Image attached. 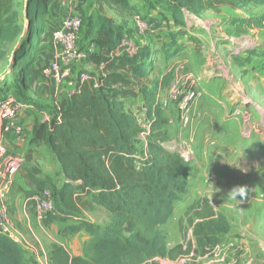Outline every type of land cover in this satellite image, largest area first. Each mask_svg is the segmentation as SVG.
<instances>
[{
	"label": "rangeland",
	"instance_id": "1",
	"mask_svg": "<svg viewBox=\"0 0 264 264\" xmlns=\"http://www.w3.org/2000/svg\"><path fill=\"white\" fill-rule=\"evenodd\" d=\"M16 1L22 33L13 43L4 46L6 57L0 62V97L22 96L28 99L29 110H19L18 121L24 130L18 138L6 137L8 148L25 160L29 158L32 166L52 179L54 189H60L63 178L47 149L43 145L29 146L34 122L49 120L48 109H56L71 93L81 74L100 76L104 71L100 66L105 65L103 60L133 56L139 46L150 47L153 55L147 81L161 82L166 75L171 77L169 85L158 94L167 121L168 146L190 159L188 190L175 204L172 218L159 229L168 247L178 244L190 247L191 255L178 259L177 264H248L241 244L230 246L229 243L239 240L241 235L264 239V224H261L264 221V28L243 32L234 21L258 18L264 13V7L249 5L238 10L221 7L196 16L186 13L182 34L176 36L178 28L163 10L164 0H130L132 10L128 11L100 6L95 0H75L71 9L82 18L77 41L81 51L92 43L89 26L94 24L97 14L113 21L130 37L123 40L125 46L116 55L99 50L83 62L73 61L70 78L59 88L46 78L44 70L59 50L53 42V33L63 19L64 7L58 0L54 17L43 24L40 46L23 76L15 66L13 55L27 31L26 0ZM136 16L146 20H142L146 27H139ZM168 45H177L182 50L170 59L166 54ZM248 51L259 56L244 66L238 65L234 58L244 59ZM124 104L126 111L147 129L141 98L135 94L124 99ZM144 143L145 138L141 136L137 151L145 149ZM19 174L16 187L9 194L12 219L13 208L21 207V212L23 207V199L19 197L23 195L24 184ZM236 186L250 189L243 202L239 197L232 199L229 194ZM48 190L53 192L52 187ZM203 199L227 218L229 225L232 224L228 235L235 237L224 236L220 249L199 257L195 256L196 245L187 213L194 203ZM78 206L73 214L65 212L69 217L65 223L51 217L39 224L31 209L25 211L28 223L22 229L19 228L21 219L19 225L13 222L17 235L30 244L25 251L37 264H49L48 253L53 245L64 246L70 255L78 249L84 231L74 237L64 232L65 227L77 220L100 226L108 224L109 216L102 209L84 204V200ZM253 257L257 264H264L263 254Z\"/></svg>",
	"mask_w": 264,
	"mask_h": 264
},
{
	"label": "trees",
	"instance_id": "2",
	"mask_svg": "<svg viewBox=\"0 0 264 264\" xmlns=\"http://www.w3.org/2000/svg\"><path fill=\"white\" fill-rule=\"evenodd\" d=\"M49 1H25L27 31L13 55L23 76L40 46ZM95 1L100 6L132 10L130 0ZM164 4L163 10L177 26L174 35L178 36L182 34L186 13L196 16L221 7H264V0H164ZM17 6L16 0H0V62L6 57L4 46L22 33ZM234 24L243 32L263 29L264 13L258 18L235 20ZM89 27L96 52L113 51L130 37L100 14ZM166 50L167 57L172 59L182 47L168 45ZM152 55L150 47L139 46L133 56L103 60L102 75L89 74L83 82L78 78L73 91L56 109H48L49 120L34 122L29 146L43 145L47 149L63 185L54 189L52 179L32 166L28 158L19 174L24 184L23 196L52 187L56 214L49 218L60 223H65L67 215L75 213L83 200L109 216L105 226L77 220L65 227L64 232L72 237L81 231L86 233L81 255L70 256L63 246L53 245L48 253L49 264H158L155 258L177 261L192 253L190 247L182 244L168 247L159 229L172 218L175 204L188 190L190 161L168 146L167 121L158 94L169 85L171 77L166 75L161 82L147 81ZM256 56L259 55L254 51H248L246 58L234 60L244 66ZM135 94L141 98L147 129L125 109L124 99ZM15 99L29 104L22 96L16 95ZM141 136L145 138V149L139 152L136 145ZM187 214L196 245L195 256L210 255L230 232L227 218L205 199L194 203ZM0 264L37 263L17 242L0 235Z\"/></svg>",
	"mask_w": 264,
	"mask_h": 264
},
{
	"label": "built area",
	"instance_id": "3",
	"mask_svg": "<svg viewBox=\"0 0 264 264\" xmlns=\"http://www.w3.org/2000/svg\"><path fill=\"white\" fill-rule=\"evenodd\" d=\"M61 5L66 8V15L60 21L57 29L53 33V42L58 47V52L54 55L53 61L44 70V75L55 86L59 87L71 76V63L83 62L96 52L93 43L87 45L84 51L77 46L78 35L82 26V18L71 9L75 0H60ZM140 28L146 27L139 16L135 17ZM125 46L122 41L119 48L110 51V54L118 53ZM63 64V66H62ZM104 69L105 65L100 64ZM87 79L86 74L79 76V81ZM28 106L19 103L13 96L0 100V235H4L17 242L24 250L30 244L19 237L11 218V206L9 194L14 189L15 179L23 168L26 160L24 156L8 148L6 137L18 138L23 133V127L18 121V113ZM187 121V118H185ZM31 209L33 218L39 224L45 222L50 216L56 214L54 199L51 191L45 189L37 194L23 198V212ZM19 237V239H18ZM158 264H177L166 258H155Z\"/></svg>",
	"mask_w": 264,
	"mask_h": 264
},
{
	"label": "crops",
	"instance_id": "4",
	"mask_svg": "<svg viewBox=\"0 0 264 264\" xmlns=\"http://www.w3.org/2000/svg\"><path fill=\"white\" fill-rule=\"evenodd\" d=\"M57 2L58 0H50L49 3H48V10H49V14H48V17L44 20V23L47 21V20H50V18L54 17L55 15V12H56V9H57ZM66 15V8L64 7V10H63V16L64 17ZM74 88L72 87L70 92H72ZM24 110H29L28 107ZM25 118V117H24ZM23 196V195H22ZM19 197L20 199H23V197ZM21 207H15L13 208L14 209V214H13V222L15 221L16 223H18V220L21 219V224L19 225V228L22 229L24 227V224L27 225V216L24 215L25 212H23V210H21V212H19V209ZM18 210V211H17ZM23 217H22V215ZM264 221L261 222V224H264L263 223ZM30 225V223L28 224V226ZM230 226L232 227V224H230ZM232 229V228H231ZM81 234V232H80ZM79 235V234H78ZM226 236H232V237H235V235H226ZM74 237V236H73ZM87 238V235L86 233L84 232V236L82 238V241L80 242V244L78 245V249L76 247V250L74 249L73 253L70 255L67 250L66 252L70 255V256H80L81 255V247H82V244L83 242L86 240ZM251 238V237H250ZM252 238L253 239H248V236H244V235H241V238L238 240V239H234L232 241H230L229 245L230 246H237V244H241L244 252H245V256H246V260H247V263L248 264H254V263H258V262H254V255L255 254H263L264 255V239L261 240V238L257 239L254 235H252ZM256 238V239H254ZM62 246V245H60ZM239 246V245H238ZM257 246V247H256ZM222 247V245H219L218 247H216V249H214L213 252H215L216 250L220 249Z\"/></svg>",
	"mask_w": 264,
	"mask_h": 264
},
{
	"label": "clouds",
	"instance_id": "5",
	"mask_svg": "<svg viewBox=\"0 0 264 264\" xmlns=\"http://www.w3.org/2000/svg\"><path fill=\"white\" fill-rule=\"evenodd\" d=\"M249 190L250 189L247 186H236L229 192V194L232 199L237 200V197H239V201L243 202L248 198Z\"/></svg>",
	"mask_w": 264,
	"mask_h": 264
},
{
	"label": "water",
	"instance_id": "6",
	"mask_svg": "<svg viewBox=\"0 0 264 264\" xmlns=\"http://www.w3.org/2000/svg\"><path fill=\"white\" fill-rule=\"evenodd\" d=\"M186 158V161H189L190 159L189 158H187V157H185Z\"/></svg>",
	"mask_w": 264,
	"mask_h": 264
}]
</instances>
